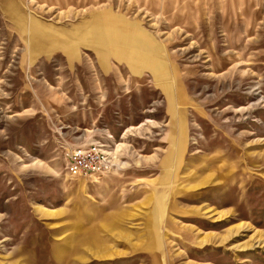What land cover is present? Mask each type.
I'll use <instances>...</instances> for the list:
<instances>
[{
	"label": "rangeland",
	"instance_id": "374dc122",
	"mask_svg": "<svg viewBox=\"0 0 264 264\" xmlns=\"http://www.w3.org/2000/svg\"><path fill=\"white\" fill-rule=\"evenodd\" d=\"M0 264H264V0H0Z\"/></svg>",
	"mask_w": 264,
	"mask_h": 264
},
{
	"label": "built area",
	"instance_id": "2783aa9c",
	"mask_svg": "<svg viewBox=\"0 0 264 264\" xmlns=\"http://www.w3.org/2000/svg\"><path fill=\"white\" fill-rule=\"evenodd\" d=\"M102 160L99 156L88 152H78L73 157L67 167L68 175L71 178L82 177L94 174L101 170Z\"/></svg>",
	"mask_w": 264,
	"mask_h": 264
}]
</instances>
